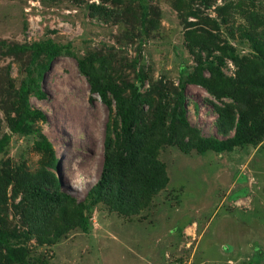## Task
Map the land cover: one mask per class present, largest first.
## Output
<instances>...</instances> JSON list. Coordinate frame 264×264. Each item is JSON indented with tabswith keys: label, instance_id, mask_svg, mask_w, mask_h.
I'll return each instance as SVG.
<instances>
[{
	"label": "rangeland",
	"instance_id": "374dc122",
	"mask_svg": "<svg viewBox=\"0 0 264 264\" xmlns=\"http://www.w3.org/2000/svg\"><path fill=\"white\" fill-rule=\"evenodd\" d=\"M140 1L148 6L145 20L136 0H0V40L51 38L70 43L72 53L54 58L43 74L44 98L29 94L30 107L46 116L32 126L52 144L54 161L35 147L34 133L8 126L21 107L12 87L25 76V64L0 47V135L10 136L0 152V228L24 241L25 264H264V60L243 35L264 33V0H212L207 7L199 0ZM86 57L97 82L114 81L124 94L135 84L145 94V125L160 101L172 100L179 79L198 62H212L230 78L227 94L186 85L192 131L182 134L222 138L214 105L227 103L235 120L243 114L247 141L231 151L184 153L154 137L148 149L166 165V187L134 214L96 201L83 230L87 192L102 173L106 135L114 140L117 128L113 105L92 92L78 68L77 59ZM33 180H57L75 203L33 225L25 198ZM0 264H11L4 250Z\"/></svg>",
	"mask_w": 264,
	"mask_h": 264
},
{
	"label": "trees",
	"instance_id": "16d2710c",
	"mask_svg": "<svg viewBox=\"0 0 264 264\" xmlns=\"http://www.w3.org/2000/svg\"><path fill=\"white\" fill-rule=\"evenodd\" d=\"M140 10L141 20L147 17L148 6L140 0H136ZM195 1V0H189ZM205 7L211 4L212 0H199ZM92 12H106L100 10L99 6L89 5ZM191 14H197L190 11ZM244 37L249 39L255 51L264 60V33L244 31ZM0 47L4 54L17 56L25 64V76L19 86L13 88L14 96L20 102V109L15 111L16 116L10 117L9 128L12 132L31 131L37 137L34 145L37 149L50 153L53 160L52 144L46 137L32 126L36 120H45V114L31 108L29 105V94L33 93L37 98H44L46 95L40 87L43 74L48 69L54 58L61 53H71L70 43H59L51 38L33 41L31 43H9L0 40ZM91 57L77 59L79 70L86 76L90 83L92 92H96L102 102L112 110L117 121V128L114 130V140L107 133L105 139V154L102 173L99 179L87 192V198L91 200L87 212L81 215L79 225L83 230L87 229V219L92 205L102 200L109 205L110 209L123 214L137 213L144 199L164 189L169 181L166 165L161 161L153 150L148 149L149 142L156 136L169 143L176 145L182 152L187 153L191 149L202 153L206 150L215 152L231 151L235 146L242 145L247 141L245 134V121L243 114H238L235 120V110L229 104L214 105L216 112L215 126L222 138L216 135L185 137L184 130L192 131L187 119V108L184 102V88L188 84H197L207 92L220 98L227 94L225 90L230 83V78L225 77L220 68L210 63L205 65L200 61L194 71L179 79L178 90L174 97L166 104L158 103L153 117L148 118L147 125L142 123L143 105L147 102L145 94L140 91L137 85L132 84L129 94L122 93L114 81L97 82L88 60ZM210 70L206 76L204 69ZM140 82L142 75L139 76ZM221 85L222 89H217ZM262 124V123H261ZM261 124L259 130L261 128ZM107 129L110 128L107 125ZM230 130L233 133L230 134ZM9 134L0 135V152L9 141ZM57 162V161H56ZM115 173V174H114ZM117 174V175H116ZM25 198L27 201V212L29 221L34 225L35 218L48 221L52 218L57 209L67 203H75V199L59 188L57 180L51 184L40 181H30L25 186ZM78 204V203H77ZM82 206L81 203H79ZM38 222V221H37ZM30 231H27L29 234ZM24 241L19 234L0 228V251H5V256L12 263H26V248Z\"/></svg>",
	"mask_w": 264,
	"mask_h": 264
}]
</instances>
